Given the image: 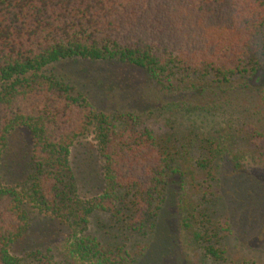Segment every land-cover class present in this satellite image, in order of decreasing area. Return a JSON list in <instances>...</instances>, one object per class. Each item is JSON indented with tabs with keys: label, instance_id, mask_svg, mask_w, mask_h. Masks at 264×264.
<instances>
[{
	"label": "trees",
	"instance_id": "trees-1",
	"mask_svg": "<svg viewBox=\"0 0 264 264\" xmlns=\"http://www.w3.org/2000/svg\"><path fill=\"white\" fill-rule=\"evenodd\" d=\"M84 62L135 68L168 93L244 84L264 68V0H0V173L15 132L32 147L24 183L0 181V264H134L124 244H104L109 228L118 238L155 230L172 180L192 164L212 171L224 156L217 139L159 137L137 113L98 111L74 68L57 71ZM90 129L105 185L89 200L71 158ZM249 137L264 161L262 134ZM246 168L235 156L224 173L245 183ZM26 204L68 229L67 258L12 253L30 227ZM98 216L101 236L91 229ZM202 236L195 231V243ZM218 244H199L212 264H258L229 261ZM155 252L140 264H157Z\"/></svg>",
	"mask_w": 264,
	"mask_h": 264
},
{
	"label": "rangeland",
	"instance_id": "rangeland-1",
	"mask_svg": "<svg viewBox=\"0 0 264 264\" xmlns=\"http://www.w3.org/2000/svg\"><path fill=\"white\" fill-rule=\"evenodd\" d=\"M72 68L75 79L90 91L98 111L112 117L137 113L159 137L169 134L189 144L214 138L226 147L223 158L212 171L192 164L185 171L184 182L172 180L155 230L143 235L130 232L118 238L116 231L109 228L111 233L103 236L104 244H124L123 251L135 259L134 264L143 262L145 258L140 260L151 248L159 251L155 252L160 257L157 264H167L169 256L174 258V264H212L199 245L204 242L219 243L229 261L264 264V161L251 143L256 138L249 137L252 128L262 134L264 141V68L241 85L234 83V86L208 91L182 86L184 91L173 93L161 90L145 72L131 67L120 69L84 62L61 64L57 71ZM31 151L30 136L15 132L0 181L13 186L23 184ZM235 156L246 165L251 177L245 183L235 180L237 173H224L228 161ZM71 160L81 197L89 200L97 197L105 180L93 129L76 142ZM26 209L30 227L13 246L12 253L29 257L40 252L57 259L67 258L68 229L32 204H26ZM100 220L104 218L94 217L91 224L96 234L102 232ZM195 231L203 235L197 243L193 237ZM110 249L121 251V248Z\"/></svg>",
	"mask_w": 264,
	"mask_h": 264
}]
</instances>
